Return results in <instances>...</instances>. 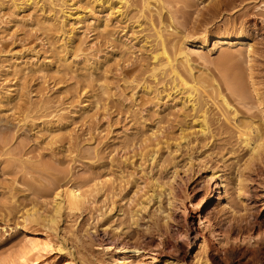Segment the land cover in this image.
I'll list each match as a JSON object with an SVG mask.
<instances>
[{"label": "rangeland", "instance_id": "rangeland-1", "mask_svg": "<svg viewBox=\"0 0 264 264\" xmlns=\"http://www.w3.org/2000/svg\"><path fill=\"white\" fill-rule=\"evenodd\" d=\"M144 1L0 0V264H19L15 254L31 235L17 227L22 213L47 214L58 184L98 185L92 203L63 211L56 230L30 223L50 242L37 261L174 264L186 248L181 264L264 256V156L248 163L250 143L235 127L264 115L250 84L264 98V0H151L148 9ZM158 29L170 57L187 50L193 75L220 84L236 121L211 79L196 85L192 107L166 68L154 69ZM237 33L253 44L249 56L246 43L214 45L217 34ZM201 109L209 134L198 132ZM157 184L172 186L177 207L169 210L167 190L146 204ZM183 218L188 238L174 231ZM252 224L249 239L225 236ZM123 240L140 251L122 253Z\"/></svg>", "mask_w": 264, "mask_h": 264}, {"label": "bare ground", "instance_id": "bare-ground-1", "mask_svg": "<svg viewBox=\"0 0 264 264\" xmlns=\"http://www.w3.org/2000/svg\"><path fill=\"white\" fill-rule=\"evenodd\" d=\"M151 0H145L144 1V7H146L148 9L149 4H150ZM157 3L160 1L159 0H154ZM124 3V2H123ZM158 3V4H159ZM161 6V5H160ZM263 21H264V17H263ZM160 30L158 29V31H156L155 34V38L157 39V41L159 42V49L158 52L153 56V59H157L158 60V64L157 66H155L154 69H165L167 71V75L170 74L171 76V80L174 82H177L181 88H185V90H187V95H186V99L187 102H190L191 106L193 107L195 105L196 101V94H197V84L198 85H202L203 87V82L209 81L210 82V78H208L209 76L205 75L201 76L200 75H193L192 73V67L190 65L189 62V56H188V51L183 49V48H179L177 47V54L175 55L178 56L179 59H181L180 64L183 65L184 63V70L187 71V74H189V78H192V83L188 84L187 81H185L182 77V75H180L179 71L177 70L176 67V60H178V58L172 56L170 57L168 55V51H166L167 48H165L166 44H164V40L161 36V33L159 32ZM235 37L231 38V34L230 35H221V34H217L216 37L214 38V45H218V44H227V45H231V44H235V43H246V46L248 48V56L250 55V53L253 52V44L249 43V42H244V36H242L241 34H234ZM207 39H208V34L206 32H202L201 36L196 40V44H198L199 46H204L207 43ZM175 52V51H173ZM190 54V53H189ZM226 54H228L226 52ZM223 55V57H225V55ZM174 55V54H173ZM228 57V56H227ZM227 57H225L227 59ZM223 58V59H225ZM179 62V61H177ZM176 62V63H177ZM183 62V63H182ZM157 67V68H156ZM180 67V66H178ZM162 70V71H163ZM155 71V70H154ZM182 72V70H181ZM162 73V72H161ZM186 76V75H185ZM214 80V79H213ZM211 79V82L213 81ZM210 82V84H211ZM214 82V81H213ZM212 82V84H213ZM208 84V86L210 85ZM211 84V85H212ZM251 84V88L253 91V94L255 96L256 101L258 102V104L260 105L263 102V95H261V92L259 91V89L256 86V82L252 79L250 81ZM210 85V86H211ZM218 85L214 83L213 84V88L215 89L216 92V96H218V99L221 104V106L223 107L224 111H226L227 115L231 114V118L233 119V121L235 119V115H237L236 110L233 108V106L231 105V103L227 100L228 98H226L224 96V94L222 93V91L219 89ZM227 85V84H226ZM206 86V85H205ZM225 86V85H224ZM212 87V86H211ZM221 88V87H220ZM203 89V88H202ZM237 93V92H236ZM240 93V92H239ZM243 97V96H242ZM244 98V97H243ZM243 98L241 100H243ZM262 113H264L262 111ZM199 116L200 118V122H199V129L198 132L202 135L209 134V122L207 119V114H206V110L201 109L200 110V114ZM235 127L237 129H239V133L240 136L242 137L243 141H247L249 142V148H248V163H251L253 161H257V162H261L262 158L264 156V115L262 119L259 118H255L254 116L250 117L249 119H242V120H238V123L235 125ZM152 153L150 154V160H153L155 158V151H151ZM239 184V182H238ZM96 185H98L97 183H93L92 188L86 187V189H82L80 188V186L75 185V184H65V185H57L52 194H51V208L49 210V212H47V214H42L40 212H38L36 209H25L22 213L21 216V224H19L17 227L20 228V230L24 233H28L31 234L30 236L28 235L26 242L24 241L23 247H21V249L19 250V252L15 255L19 264H74L73 261L70 260H66L63 263H57L55 260H40L37 261L38 259V254L40 253V251L45 248L50 246V242L48 240L45 239H38L37 237L34 236L35 231L31 228V224L32 222H35V224L37 223H41V226H44V229H48L49 231L52 230H56V224H57V220H59V218L61 217V214L63 211H68L69 213L71 212H81L82 210H84L85 206L87 204L92 203V199L90 198L92 192L94 193V191L96 190ZM156 187H159V191L158 193H154V191L152 190L151 193H148L147 196H145V202L146 204L149 203L151 200L154 199H158V202L160 201V196H161V192L162 190H167L165 193L166 196V200H167V205L169 210L174 208L176 206L175 203V198L173 196V191H172V186H168V187H162L160 184H157ZM91 199V200H90ZM146 207L145 206H141L140 208ZM177 207V206H176ZM158 208V207H157ZM177 209V208H176ZM83 212V211H82ZM137 210H134L131 212L130 214V218L132 220V222H135V218L134 216L136 215ZM165 217L167 218H171V215L165 214ZM207 221H209L208 218H206ZM31 223V224H30ZM182 224H180L179 227H177V230H174L177 233V236H179V238H183V237H189L191 236V230L188 227L187 221L185 220V218L182 219ZM170 226V225H168ZM248 229V228H247ZM255 231V226L252 224L247 233L241 232L240 229L235 230L232 227H228L225 231V236L228 239H232V240H244L245 238L249 239L250 237H252L253 233ZM95 232V231H93ZM165 232V231H164ZM162 230L160 229L159 235H161ZM167 233V232H165ZM175 233V234H176ZM174 234V232H173ZM198 233L195 232L192 236V239H196ZM165 239V238H164ZM164 239H160L159 243H162V245L164 244ZM166 241H168L166 239ZM180 242L183 245L184 240L180 239ZM166 243V242H165ZM188 243V241H187ZM113 245V247L116 248V244L115 242H109V245H106V248H108V246ZM63 245H61V243H59L57 245V249L60 251H62V249L64 248ZM141 246L135 242L132 241H124L123 243H121L119 250H121L122 253L124 252H137L140 251ZM65 249V248H64ZM187 249V248H186ZM185 249V250H186ZM183 251L179 258L176 259V262H174V264H181L183 263V259L185 257L186 251ZM13 257V258H15ZM33 257V258H32ZM256 259V258H255ZM16 260V259H14ZM16 260V261H17ZM255 261V260H254ZM11 262V261H10ZM181 262V263H180ZM203 264H208L207 261H204ZM254 264H264V256L263 257H258L256 262Z\"/></svg>", "mask_w": 264, "mask_h": 264}]
</instances>
